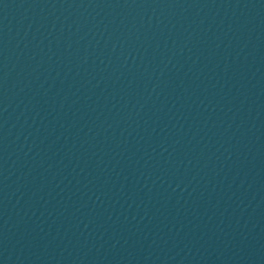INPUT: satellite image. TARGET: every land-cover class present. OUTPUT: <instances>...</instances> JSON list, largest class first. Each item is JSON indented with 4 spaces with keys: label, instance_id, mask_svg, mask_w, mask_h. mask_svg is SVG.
<instances>
[{
    "label": "water",
    "instance_id": "95a60500",
    "mask_svg": "<svg viewBox=\"0 0 264 264\" xmlns=\"http://www.w3.org/2000/svg\"><path fill=\"white\" fill-rule=\"evenodd\" d=\"M0 264H264V0H0Z\"/></svg>",
    "mask_w": 264,
    "mask_h": 264
}]
</instances>
